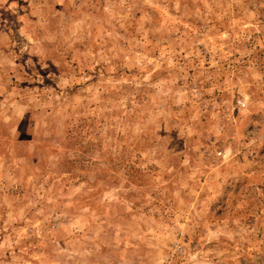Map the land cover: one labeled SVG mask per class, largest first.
I'll return each instance as SVG.
<instances>
[{
	"label": "rangeland",
	"instance_id": "rangeland-1",
	"mask_svg": "<svg viewBox=\"0 0 264 264\" xmlns=\"http://www.w3.org/2000/svg\"><path fill=\"white\" fill-rule=\"evenodd\" d=\"M0 264H264V0H0Z\"/></svg>",
	"mask_w": 264,
	"mask_h": 264
}]
</instances>
